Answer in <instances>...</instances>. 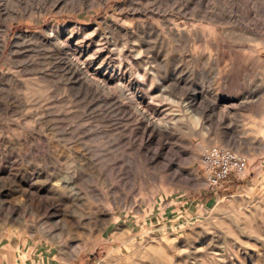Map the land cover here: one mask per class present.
<instances>
[{"label":"rangeland","instance_id":"obj_1","mask_svg":"<svg viewBox=\"0 0 264 264\" xmlns=\"http://www.w3.org/2000/svg\"><path fill=\"white\" fill-rule=\"evenodd\" d=\"M0 264H264V0H0Z\"/></svg>","mask_w":264,"mask_h":264},{"label":"built area","instance_id":"obj_2","mask_svg":"<svg viewBox=\"0 0 264 264\" xmlns=\"http://www.w3.org/2000/svg\"><path fill=\"white\" fill-rule=\"evenodd\" d=\"M249 159L232 148L220 145L207 147L201 155L202 176L210 189L219 188L231 177L242 178Z\"/></svg>","mask_w":264,"mask_h":264}]
</instances>
